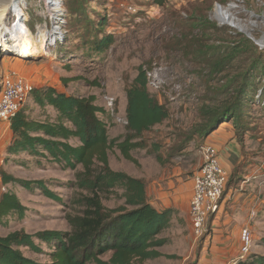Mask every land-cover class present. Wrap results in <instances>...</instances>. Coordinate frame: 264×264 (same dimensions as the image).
Returning a JSON list of instances; mask_svg holds the SVG:
<instances>
[{
  "label": "rangeland",
  "instance_id": "obj_1",
  "mask_svg": "<svg viewBox=\"0 0 264 264\" xmlns=\"http://www.w3.org/2000/svg\"><path fill=\"white\" fill-rule=\"evenodd\" d=\"M26 1L27 10H23L27 15L26 25L38 39V29L50 31L55 22L48 13L45 0ZM80 2H83L86 15L93 22H98L101 15L107 16L106 31L111 32L115 39L109 50L95 54L82 45L84 32L73 29L79 18L76 0H61L57 22L63 37L59 35L54 46L50 43L52 46H48L47 52L29 57L8 54L0 48V78L3 72L15 70L35 89L52 87L76 97H94L95 105L103 110L104 97L114 98L116 119L106 110L101 118L107 125L109 139L122 141L127 133L126 91L138 70H144L147 91L165 107L168 118L142 134L145 148L130 151L137 164L126 160L117 148L111 149L108 160L112 170L142 179L146 194L155 183L157 190L170 200L175 197L178 204L189 202L192 179L201 164L200 147L205 139L204 132L199 134L198 129L207 124V113L222 109L235 96V88L242 79L240 75L249 71V86L241 98V122L246 131L239 149V162L234 164V168H226L229 177L222 197L229 196L225 209L226 227L222 231L217 227L213 232L210 218L206 233L195 241L188 215L174 210L170 227L158 236L164 240V244L156 249L162 256L135 261L134 264H202L204 258L215 256L217 252L230 259L236 258L242 226L237 232H232L237 223L235 218L242 214L247 194H252L254 202L257 199L264 201V0H168L162 7L152 5L150 0ZM122 2L134 5L137 14L124 13L118 7ZM232 3L237 8L231 13L246 26V31L220 25L214 19L219 8ZM14 21V14L9 13L6 25L12 26ZM260 40L263 41L262 47L254 42ZM244 41H248V49L211 77H205L211 70V62ZM205 46L216 50H205ZM258 54H261L263 68L251 69L252 57ZM23 108L32 120L53 123L57 120V114L50 108L37 107L32 96ZM227 123L234 130L232 120ZM8 125L9 122H0L3 137L0 140V170L23 181L42 180L59 200L45 197L38 189L27 191L19 184L2 185L0 179V196L13 193L27 209L22 218L7 216L0 223V236L19 230L28 234L42 230L69 231L66 215L82 210L74 204L80 194H85L74 186L76 173L81 171V167L64 169L63 165L41 155L26 152L7 155V147L13 139ZM71 144L76 145L77 142L72 140ZM233 173L235 177H232ZM122 193L116 189L112 194L101 195L103 205L108 209L123 206ZM260 210L252 231V251L244 264H257L256 259L264 257V204ZM219 241L225 244V248L214 251L213 246L216 247ZM20 249L28 258L42 263L49 261L51 250L47 245L42 246L41 254H34L25 247ZM109 255L105 254L103 259H108Z\"/></svg>",
  "mask_w": 264,
  "mask_h": 264
},
{
  "label": "trees",
  "instance_id": "obj_2",
  "mask_svg": "<svg viewBox=\"0 0 264 264\" xmlns=\"http://www.w3.org/2000/svg\"><path fill=\"white\" fill-rule=\"evenodd\" d=\"M167 1L150 0L152 5L158 7L164 6ZM76 3L79 18L73 29L84 32L82 45L95 54L105 53L115 41L113 34L106 31L107 16L101 15L98 22H93L86 15L83 2L76 0ZM248 47V41L232 46L228 53L210 63L211 70L205 77L220 71ZM203 49L216 50L215 47L206 46ZM260 56L252 57L251 69L257 66L263 68ZM240 77L242 79L235 88V96L222 109L207 113V124L203 129H198L199 134L204 132L205 138L220 124L232 120L236 141L243 145L246 128L241 122V98L249 86V71ZM146 85L145 71L140 68L126 91L127 133L122 141L109 139L107 125L101 118L105 110L95 105L94 97H76L52 87L34 88L31 95L34 104L41 109L53 110L57 120L54 123L32 120L23 106L9 122L13 139L7 147V155L26 152L41 155L63 165L64 169L76 170L80 166L81 171L76 173L74 186L85 194H80L74 204L82 210L66 215L69 231L42 230L28 234L19 230L0 236V264H134L135 261L143 262L162 256L156 249L164 244V240L158 236L170 227L174 211L154 208L147 198L145 182L112 170L108 160V153L112 148H117L126 160L137 164L130 151L145 148L141 141L142 134L168 118L167 110L150 96ZM72 140L77 144L72 145ZM232 177H235L234 173ZM0 179L2 185L19 184L27 191L38 189L45 197L59 200L42 180L23 181L2 170ZM116 189L123 191L124 205L108 209L103 205L101 195L112 194ZM26 211L15 194L7 192L0 196V223L7 216L22 218ZM43 245L51 250L49 261L44 263L26 257L20 249L25 247L34 254H41ZM107 253L110 254L109 258L103 259ZM255 263L264 264V257L257 258ZM238 264L244 263L240 261Z\"/></svg>",
  "mask_w": 264,
  "mask_h": 264
},
{
  "label": "built area",
  "instance_id": "obj_3",
  "mask_svg": "<svg viewBox=\"0 0 264 264\" xmlns=\"http://www.w3.org/2000/svg\"><path fill=\"white\" fill-rule=\"evenodd\" d=\"M119 9L129 15L137 14V8L129 2L118 4ZM63 37L61 32L60 38ZM34 87L15 70H8L0 78V122H10L31 98ZM105 110L111 117L115 114V99L105 96ZM114 119H116L114 117ZM118 120V118H117ZM201 164L192 179V195L189 200L188 217L195 241L206 233L209 219L219 209L228 182L229 172L222 166L219 151L211 145L200 147ZM240 249L238 258L225 264H238L252 251L253 237L248 227L239 232Z\"/></svg>",
  "mask_w": 264,
  "mask_h": 264
},
{
  "label": "crops",
  "instance_id": "obj_4",
  "mask_svg": "<svg viewBox=\"0 0 264 264\" xmlns=\"http://www.w3.org/2000/svg\"><path fill=\"white\" fill-rule=\"evenodd\" d=\"M1 73V72H0ZM64 93V92H63ZM126 105H124V111H125ZM229 123H223L220 127H218L216 130H214L211 134H209L204 139V144L211 145L214 148H216L220 153V161L222 166L226 169L234 168V164L239 162V149L240 144L237 143L234 130L230 128ZM9 126V125H8ZM2 128V127H0ZM1 129H0V140H1ZM228 171V170H227ZM155 183L150 187L149 193L147 194V198L149 200V203L158 209L164 210V209H171V210H179L181 213H186L188 215V203H179L177 200H175V197H172L170 200L169 197L162 193L161 191L157 190L159 188H156ZM152 189V190H151ZM229 196H225L224 199L221 200L220 203V209L218 213L211 217L210 223L212 226V231L214 232L217 227L219 228L218 231H222L224 227H226V204L228 201ZM255 198L252 196V194H247L246 199L244 200V203L242 205V214L238 215L236 219L237 223L233 226L232 232H237L239 226L242 227H248L250 231L252 232L254 230V221L256 222L257 213H261V205L264 204L263 200H258L257 202H254ZM236 200V198L234 199ZM263 203V204H262ZM257 204V205H256ZM225 218L224 220H222ZM189 220V217H188ZM216 227V228H215ZM240 232V231H239ZM214 247L215 249H223L225 248V244L221 241H219ZM217 252V251H216ZM214 253V252H213ZM218 253V252H217ZM215 253V256H211L210 258L206 259L202 262V264H223V263H230L232 260L238 258H229L228 256L218 255Z\"/></svg>",
  "mask_w": 264,
  "mask_h": 264
},
{
  "label": "bare ground",
  "instance_id": "obj_5",
  "mask_svg": "<svg viewBox=\"0 0 264 264\" xmlns=\"http://www.w3.org/2000/svg\"><path fill=\"white\" fill-rule=\"evenodd\" d=\"M45 1L49 8L48 13L55 24L50 31L39 28L37 32L38 39H35L26 25L27 15L23 11L27 8V1L0 0V48H3L8 54L29 57L35 53L40 54L42 52H47L50 43L53 44V46L56 44V41L59 40L57 37L60 35V24L57 20L61 11V0ZM236 8L237 6L234 3L228 5L226 8H219L214 13V19L220 23V25L229 26L241 32L246 31V26L231 13V11ZM9 13H13L15 16V21L12 26L6 25Z\"/></svg>",
  "mask_w": 264,
  "mask_h": 264
},
{
  "label": "water",
  "instance_id": "obj_6",
  "mask_svg": "<svg viewBox=\"0 0 264 264\" xmlns=\"http://www.w3.org/2000/svg\"><path fill=\"white\" fill-rule=\"evenodd\" d=\"M58 29V28H57ZM60 34H61V32H59ZM249 38H250V36L249 35H247ZM257 45H259L260 47H262L263 46V41L262 40H260V41H254Z\"/></svg>",
  "mask_w": 264,
  "mask_h": 264
}]
</instances>
